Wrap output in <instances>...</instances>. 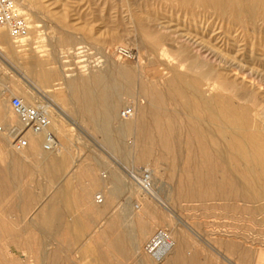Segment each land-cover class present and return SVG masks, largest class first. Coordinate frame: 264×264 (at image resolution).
<instances>
[{
    "label": "bare ground",
    "instance_id": "6f19581e",
    "mask_svg": "<svg viewBox=\"0 0 264 264\" xmlns=\"http://www.w3.org/2000/svg\"><path fill=\"white\" fill-rule=\"evenodd\" d=\"M25 1L18 0L21 5L25 4ZM126 1L128 8L131 9L129 10L130 24L132 21L133 25H136V23L143 25L144 22L156 23L158 21L155 17L151 16L148 4L140 5L138 4L139 0ZM162 1L170 3L169 8L172 7L178 11L185 12V20L187 19L185 22L190 24L185 28L184 35L178 34V36L171 40L174 42L173 44H177L176 47H172L173 52L171 53L178 61L177 67L175 66L171 69L173 73V75L171 74L172 78L164 86H159L155 83H143L140 88L142 94L147 99V104L139 106V110H137V114L133 120L121 122L125 132L133 131L131 130L133 127L135 129V141L138 143L139 152L137 156L135 154L134 163L148 162L149 158L152 157L151 155H160L161 158L168 157L174 163L178 161L181 175L176 185V200L181 202L201 203V205H206L209 202H224L227 206L231 203H239V201L246 203L263 201L264 131L261 132L259 131V127L257 128L260 124V110L263 107V101H261L256 90L254 92L253 89L252 91H249L250 89L247 91L246 89L248 88L240 89L236 79L237 76L234 78L232 74L237 73L239 75V65L235 63L238 61V51L235 48H238L239 36H234V34L239 31V28H254L258 22L264 24V0H258L253 5L246 4L244 0ZM100 5L105 6L106 4ZM132 8L142 16L146 14L145 21L143 19L136 20L137 17H134ZM31 12V9H28L27 13L30 14ZM53 13L55 12H51V14ZM58 15L61 23H64L66 18H68L66 17V12H58ZM28 23L30 31L28 36L21 42L22 44L25 41H36V39H44L50 42H54L56 39H47L45 36L48 33L38 30L43 29L44 25L37 24L38 22L34 20ZM167 23L169 22L167 21ZM143 28L145 29V27ZM218 29H221L222 33L216 35L215 32ZM167 31L169 32V29ZM178 31L180 30L178 29ZM170 37L171 35H167V33L162 34L159 32L151 34V41H149L152 43V55L155 53L162 61L170 59L171 53L165 43L169 41ZM57 41L61 43V40ZM22 44L17 45L7 31H0V60L6 63L9 57L14 58L17 54L16 50ZM170 44L173 46L172 43ZM167 45L169 44L167 43ZM222 47L224 48L222 49ZM80 49L82 48H78L76 51ZM233 49L235 50L234 52L232 51ZM230 53H234L235 55H231ZM20 58L21 56H18L14 62L23 71V75H20L21 79L19 83L12 85L14 86V93L18 92L22 94L21 99L27 105H34L38 99H41L51 106L53 111L51 131L59 138L60 149L56 153H45L43 149L41 152L42 138L28 134V148L22 152H16L17 154L15 155L19 159L15 161L18 168L16 171L18 170L20 173L25 167L21 166L20 161L24 160L28 162L29 157L35 155L40 158L39 160L43 163L44 169L53 177L54 175L65 173L72 168L69 167V161L65 155L68 153L67 145L71 142V135L64 129V125H68L67 120L69 119V115L61 108V101L56 96V91L68 87L70 90V100L76 105L79 116L89 122L92 127L98 119H110L113 116L118 109L119 98L111 92V85H109L110 87L108 86L106 79V81L97 80L96 82H89L87 79V82L85 80L81 82L73 80L71 83H68L67 79L72 76L66 73L68 70L62 65L63 62H57L58 66H55V68H45L41 59L37 58L28 65H23L20 62ZM252 58H255V56ZM119 80H122V77ZM94 82L95 85L93 84ZM124 84L125 88H128L127 90L130 91V87L133 84L132 77H127ZM8 93L13 95V92L7 91L5 86L0 84V125L6 129L19 126V121L10 112L9 105L7 109V104L11 99V95L9 97ZM239 101L244 102L239 104ZM245 104H250V106ZM73 125L77 126L78 124L74 123ZM8 143L11 146L9 136L0 134V154H4L7 151ZM8 153L12 155L11 152L8 151ZM183 155L186 156L184 157ZM174 166H176V163ZM72 169L74 172L72 175H69L71 179L66 183L72 185L74 179H81L82 176L88 177L89 183L85 184V187H82L81 194L79 193V201L74 199L75 195L72 196L73 194L67 192L68 188L66 190L63 189V192H67L68 194L65 196L64 201H60L61 206L66 211H71L72 208L79 206L91 214L96 213L99 222L105 221L107 223V227L105 226L107 232L95 228L98 230L95 237L96 243L102 241L107 247L108 253L120 260L121 264H124L130 256L128 254L129 250H127V240L122 233L116 234V221L115 219H111V201L116 197L115 190L109 188L101 193L105 199L104 203L101 206L95 207L93 206L94 202L92 203L89 199L93 192L102 187V183L100 184L93 177L95 175H93L92 169L89 166L79 167L75 164ZM160 172L162 171H157L156 168L153 171L156 176L157 174H161ZM103 188H106L105 184ZM157 196L156 200H147L143 203L142 209L138 212L133 213L130 208L126 210L127 214L125 217L130 222L139 225L138 237H136L130 249L135 252L137 257H140L137 259L140 264H213L214 262L211 263L199 259L197 251L190 252V254L187 252L189 245H187L186 240L188 239H186L185 234L190 233L201 240L199 234L187 222L182 221L179 216L173 215L174 212H171L167 203L162 200V189L158 190ZM30 199L32 200V198ZM47 206L50 207L48 202L41 203L38 209H35L36 212L34 211L37 218L36 222H40L45 226L55 224V221H58L53 208L48 210ZM159 206L164 207L166 212H157L156 207ZM24 208V211L26 209L29 211L28 206ZM170 218L174 220H169ZM155 220L169 222L170 231L164 230L166 227H163V231L158 230L159 232L156 231L157 233L149 237L157 226ZM171 221H175V224L171 225ZM0 225V260L8 258V255L12 252L19 251L22 257L25 258L24 262L26 264H33L31 258L28 256L33 253L28 243L22 245L19 243V235L12 234L7 221L0 220ZM178 225L185 232L180 227L178 229ZM88 226L78 221H72L66 228L64 227L67 234L61 238L64 237L66 239L69 250L71 246L75 245V242H79L84 237L85 232L89 230ZM165 232L172 239L173 247L166 257L161 262H158L148 254L147 246L158 234ZM145 240H147V243L143 244ZM204 244L208 245L209 248L210 245L208 243ZM90 246L84 245L81 250L83 255L94 254L95 248H98V245H95L94 248ZM10 248L12 251L8 250ZM228 249L231 252L233 246H229ZM36 253L37 251H35V255ZM217 254L220 253L217 252ZM243 258L247 260L249 256L245 255ZM4 260L7 261L8 259ZM36 260L34 261L36 262ZM99 260L102 261L101 259ZM255 261L258 264H264V254H256Z\"/></svg>",
    "mask_w": 264,
    "mask_h": 264
},
{
    "label": "rangeland",
    "instance_id": "374dc122",
    "mask_svg": "<svg viewBox=\"0 0 264 264\" xmlns=\"http://www.w3.org/2000/svg\"><path fill=\"white\" fill-rule=\"evenodd\" d=\"M257 1L244 0L249 5L256 4ZM162 2V0H139L138 4H148L150 6L151 16L159 21L156 23L144 22L143 25L137 23L133 25V21L130 24L129 10L131 9L128 8L126 0H26L23 5L18 2L26 12V17L29 21L34 20L38 22L37 24L45 26L43 29H38L48 33L45 38L56 39L54 42L44 39L25 41L18 49L19 54L18 50H16L15 59L9 57L6 63L0 60V84L4 85L7 91L13 92V95L8 93L9 97L11 95V98H21L22 94L18 92L14 93V86H12L14 83H19L21 79L20 75H23V71L14 62L18 56H21L20 62L23 65H28L37 58L43 61L45 68H55V66H58L57 62H63L62 65L68 70L66 73L72 76L67 79L68 83H71L73 80L79 82L84 80L86 82L87 80L89 82L107 80L108 86L111 85V87L109 86L111 92L119 98L118 109L110 119H98L93 124V127L83 117L79 116L76 105L70 100V90L68 87L56 91V96L61 101L63 111L69 115V119L67 120L68 125H64L65 131L71 135V142L67 145L68 153L65 154L69 161V167L74 168L75 164L79 167L89 166L92 172L104 182L106 188L101 187L99 191L96 190L97 192L95 191L92 197L95 205L101 206L95 202V197L98 194L103 193L109 188L115 190L116 197L111 201V219H115L116 221H114L116 223V234L122 233L127 240V250H129L128 254L130 256L124 264H140L139 260H137L140 257H137L135 252L130 249V246L135 242L136 237H138L139 225L130 222L125 217L127 214L126 210L129 208L126 199L131 194H134L133 188L130 187L129 189L126 186V172L134 167L143 166H149L152 171L155 168L157 171H162L160 172L162 175H155L157 186L159 189H162V200L167 203L169 210L171 209L170 211L175 213L173 215L179 216L182 221L187 222L199 234L201 240L186 232L185 237L188 240H185L187 245H189V249L187 250L189 254L190 252L197 251L199 259L211 263L214 262L213 264H258L255 261V255L259 253L264 254V200L252 203L239 201V203H231L227 206L224 202H209L206 205L181 202L176 200V185L181 175L178 161L175 162L176 166H174L175 163L168 157L161 158L160 155H151L152 157L149 158L148 162L134 163L135 157L139 152L138 143L135 141V129L133 127L131 129L133 131L131 132L123 130L121 125L123 120L119 118L120 113L127 106H134L137 114L139 106L147 104V99L142 94L140 88L143 83H155L159 86H164L172 78L173 73L171 69L175 66L177 67L178 61L171 53L173 52L172 47H176L177 44H173L174 42L171 40L178 36V34L184 35L185 28L190 24L185 22L187 21V19L185 20V12L178 11L176 8H169L170 3L166 1L162 5ZM104 3L107 6L100 5ZM125 7L127 8L125 9ZM134 8H132V12L134 17H137L136 20L143 19L145 21L147 15L144 14L142 16L136 13ZM28 9L32 11L30 14L27 13ZM51 12L55 13L51 14ZM58 12H66V17L68 18H66L64 23L60 22ZM159 13L162 15L160 16ZM262 24V22H258V26L256 25L254 28H239V31L234 34V36H239L238 48H235L238 51V61L235 63L239 65V75L237 73L232 74L234 78L237 76L236 79L240 89L248 88L246 89L247 91L249 89V91H252L253 89L254 92L256 90L261 101H263V107L260 110V124L257 126L261 132L264 131V24ZM166 29H169V32ZM159 32L162 34L167 33V35H171L172 37H170L169 41L165 42L166 47L170 50L171 57L164 61L160 60L155 53L153 55L151 53L153 50L150 35ZM221 33V29L215 32L216 35ZM42 37L44 36L42 35ZM56 40H61V43L56 42ZM119 47H124L131 51L133 58L128 60L120 59L116 55V49ZM78 48H82L83 50H80L84 52L76 51ZM235 50L233 49L232 51L234 52ZM230 54L235 55L234 53ZM254 56L255 58H252ZM121 77L122 80H119ZM127 77H132L133 79L130 91L127 90L128 88H125L124 84ZM95 82L93 83L94 85ZM24 97L27 98L26 95ZM27 101L29 102L28 99ZM243 102L239 101V104ZM8 105L9 102L7 109ZM245 105L250 106V104ZM134 117L130 120H133ZM74 123L78 125L74 126ZM57 139L59 140V138ZM40 149L42 152V143ZM6 150L4 154H0V171L4 172L5 177L13 162L5 158L10 155L8 151L14 156L17 154L12 150L10 143H8ZM183 156L185 157L186 155ZM37 157L35 155L30 156L28 162L24 160L20 161L22 167H29L19 177L21 181L19 186L17 185L19 190L10 192L8 195L5 193L3 199L0 200V220L7 221V225L13 235H19V243L21 245L28 243L33 252L28 256L31 258L33 264H121L120 260L108 253L107 247L102 241L96 243L95 237L98 232L96 229L107 232V223L105 221L99 222L100 225L97 227L89 228L85 232L84 237L79 242H75V245L71 246L70 250L64 238L67 234L64 227L66 228L68 224V216L57 215L58 223L55 221L56 225L45 226L40 222H36L35 209H38L41 203H49L50 195L59 191L68 179L65 178L67 174L65 172L54 175L55 177H52V182L49 183L47 177L44 176L43 169L45 167ZM40 166L41 168H39ZM72 168H70L68 173H73ZM0 197L2 198V193ZM26 197H29V199L27 198L26 200ZM30 198L34 199L33 202ZM19 201L21 203L25 201V206H28L29 210L32 208L29 215H23L22 213H18L17 210L12 209V205H16ZM156 208L157 212H166L164 207L159 206ZM57 210L59 213L60 207ZM169 220L172 219L170 218ZM155 222L157 226L149 237L159 232L158 230L163 231V227H166L164 230L167 231L170 229L169 222L159 220H155ZM172 224L174 225L175 221ZM177 227L179 229L180 226L178 225ZM180 228L185 232L182 227ZM62 236L64 237L61 238ZM147 240L143 244L147 243ZM203 241L211 247L209 246L208 248V245L204 244ZM84 245H91V248L98 245V248H95L94 254L83 255L81 250ZM229 246H233L231 252L228 249ZM8 250L12 251L11 248ZM35 251H37L36 255ZM217 252L220 254H217ZM75 253L77 254L75 255ZM245 255H248L249 259L245 260L243 258ZM4 259L8 260L5 261ZM4 259L0 260V264H26L24 262L25 258L22 257L19 251L10 253L8 258ZM35 259H37L36 262L34 261Z\"/></svg>",
    "mask_w": 264,
    "mask_h": 264
},
{
    "label": "built area",
    "instance_id": "2783aa9c",
    "mask_svg": "<svg viewBox=\"0 0 264 264\" xmlns=\"http://www.w3.org/2000/svg\"><path fill=\"white\" fill-rule=\"evenodd\" d=\"M7 31L17 45L29 34V23L26 12L17 0H0V31ZM83 50V49H81ZM80 52H84L81 51ZM83 54V53H82ZM116 55L122 60L132 59V52L127 48L119 47ZM10 112L18 119L19 126L6 129L0 125V134H6L11 139V148L14 152H22L29 146L28 134L42 138V149L45 153H56L60 149L57 136L51 131L53 111L51 106L39 99L34 105H27L20 97H12L9 101ZM136 114L134 106H127L120 113V120L128 121ZM126 186L133 188V193L128 196L127 206L132 212L142 209L147 200H156V177L149 166L134 167L126 172ZM103 194L95 197L98 205L104 203ZM172 239L165 233L158 234L147 246L148 254L155 261L161 262L169 253Z\"/></svg>",
    "mask_w": 264,
    "mask_h": 264
},
{
    "label": "crops",
    "instance_id": "0c3cea01",
    "mask_svg": "<svg viewBox=\"0 0 264 264\" xmlns=\"http://www.w3.org/2000/svg\"><path fill=\"white\" fill-rule=\"evenodd\" d=\"M5 158H8V159L12 160L13 162L11 163L10 168L8 169L9 172L6 175V177H5L4 172L3 171L2 172L0 171V192L2 193V198L1 199H3V196L5 195V193H6V195H8V193H10V192H16L17 190H19L18 186L21 183V181L19 180V177H20L21 174L24 173L23 171L25 170V168H24L22 171H20V173H19L18 170H17L18 172L16 171V169H18V168H17V164H16L15 161L19 160L16 156H14V155H8ZM34 159H36V158H34ZM37 159H40V158L37 157ZM11 167H12L13 170L11 169ZM66 173H67L66 174V177L68 178L67 179V181H68V180L71 179L70 178L71 176H69V175H72L73 173L72 172L71 173H68V171H66ZM93 175H95V174L93 173ZM44 176L47 177L48 182L50 181L49 183L52 182V176L48 174V171L46 169H44ZM93 177L96 178V180L99 181L100 184L102 183V185L104 186V182L101 181V179L97 175H95ZM82 179H85V180H82ZM80 182H81V184H80ZM88 183H89V178L88 177L86 178V177L82 176L81 179H74L73 182H72V185L69 184V183H66V185L64 184L59 191L54 192L53 194L50 195V198H49V205H50V207L47 206L48 208L47 207L46 208L48 210L53 208V211H54V214L56 215V217L59 214H60V216H62V215L68 216L69 217L68 224L71 223L72 221H75V222L78 221L79 223L80 222L81 223H84L87 226L89 225L88 227L90 229H92L93 227H97L99 225V219L97 218V214L96 213H92L91 214L89 211L87 212V210H85V209H83V208H81L79 206H77L75 208H72L71 211H66V209H64L61 206L62 200L64 201V198H65V196L68 193L73 194L72 196L75 195L74 196V199L77 200V201H79V199H78L80 197L79 193L81 194L82 187H85V184L87 185ZM69 188H70V190H69ZM72 188H74V189H72ZM63 189H65V190L67 189V192L68 193L67 192L64 193L63 192L64 191ZM97 191H99V190H97ZM94 193L95 192H93L91 194V197L89 199L90 201H92V197H93ZM27 198L29 199V197H26L25 199L27 200ZM92 203H93V201H92ZM58 206L62 207V208H60L59 213L57 212L58 211L57 209H59ZM93 206L96 207L97 205H95L93 203ZM24 207H25V201H22V203L19 201L16 205L15 204L12 205V209L17 210L18 213H22L23 215H29L31 213V210L28 211V209H26V211H24V209H25Z\"/></svg>",
    "mask_w": 264,
    "mask_h": 264
}]
</instances>
